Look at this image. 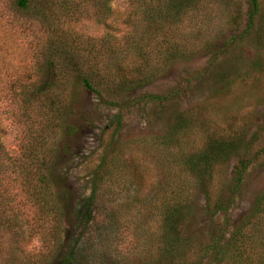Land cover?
Returning a JSON list of instances; mask_svg holds the SVG:
<instances>
[{
	"label": "rangeland",
	"instance_id": "obj_1",
	"mask_svg": "<svg viewBox=\"0 0 264 264\" xmlns=\"http://www.w3.org/2000/svg\"><path fill=\"white\" fill-rule=\"evenodd\" d=\"M257 1L247 29L248 0H203L198 11L188 15L183 31L191 30L199 44L215 40L213 50L167 64L144 87L123 97L114 94L117 106H107L77 89L69 76H74L76 64L78 70L83 66L91 45L100 46V51L111 44L125 50L126 35L140 38L146 26L143 18L133 26L123 23L127 0H111L107 16L99 0L66 13L54 12L57 0H46L52 12L48 19L23 12L14 0H0V142L17 162L30 147L35 152L48 146L52 150L43 172L55 174L61 190L69 192L72 207L65 209L61 201L59 207L68 210L75 242L71 246L81 264H217L218 258L214 261L202 250L216 239L215 250H224L238 227L245 235L254 233V242L264 243V209L253 211L264 191V0ZM62 37L65 45L78 44L74 55L58 51ZM153 43L156 46L155 38L150 46ZM129 60L122 63L124 74L136 76L135 68L140 71L143 65ZM150 63L160 64L156 59ZM48 64L53 65V84L45 94L33 97V87L49 75ZM143 93L169 98L136 100ZM178 116L187 128L170 145L165 138L178 124ZM62 125L76 126L77 131L66 137ZM230 136L240 145L226 151L229 156L221 158L226 160L222 166L201 172L200 179L180 166L183 155L205 152L212 138L227 141ZM103 157L106 167L95 183L93 174ZM242 160L239 188L229 196L230 171ZM1 163L8 169L1 172L0 189L18 191L16 167ZM175 190L184 209L169 229L165 210L173 203ZM91 192L90 213L78 219ZM214 199L223 202L224 211L211 213L208 204ZM23 206L34 211L26 200ZM40 230V235H26L25 250L42 254L50 250L42 241L46 228ZM174 237L178 238L174 247H187L182 261L157 253L169 249Z\"/></svg>",
	"mask_w": 264,
	"mask_h": 264
},
{
	"label": "trees",
	"instance_id": "obj_2",
	"mask_svg": "<svg viewBox=\"0 0 264 264\" xmlns=\"http://www.w3.org/2000/svg\"><path fill=\"white\" fill-rule=\"evenodd\" d=\"M99 1H101L103 10L107 16L110 12L108 4L111 0ZM202 1L127 0L129 9L123 23L127 26H133L134 22H138L143 18L142 21H144L146 26L144 31L139 33L140 38L138 34L136 37L135 35H126L124 37L125 43L127 44L125 50H120L117 45L111 44L104 51H100V46L91 45L85 54L83 66L80 70H78L77 64L75 63L76 68L71 72L75 74L74 76H69V82L77 87V89L92 93L97 100L105 103L104 105L117 106L113 99L114 94L118 93L119 96L123 97L130 91L144 87L152 79H155L169 63H175L182 59L188 60L191 58V55L202 53L203 51L209 53L214 48L213 43L215 40H204L199 44L191 36V30L189 33L183 31L186 29V21L189 20L188 15H194L198 11V7ZM14 2L18 9L30 15H37L41 19H48V16H52V12L48 7L50 4H47L46 0H14ZM56 3L59 5L54 12H65L66 10H75L74 6L86 5L89 3V0H57ZM248 3L249 9L246 17L247 29L252 25L254 16L256 15L258 1L248 0ZM137 14H140L141 17L137 18ZM151 28H154V30H150ZM154 38L156 46H154V43L153 46H150ZM191 39L195 44L194 42H188ZM60 41L62 43L56 47L59 49L58 51L71 55L77 52L78 44L76 42H73L72 45H65L63 37ZM59 57H62L65 61L70 60V56L65 58L60 54ZM127 59H130L128 62L130 64L140 62L143 65L140 71L135 68L136 72L134 75L136 76L127 77L125 75L126 73L123 70L122 63ZM154 59L158 60L160 64L156 66L152 65L150 62ZM52 66V64H48L49 75L40 86L33 87L30 93L31 96L37 97L38 94H45L50 85L53 84L55 73H53ZM167 97L169 98V96L143 93L136 100L158 102ZM121 101L120 99V103L124 100ZM177 118L178 124L173 127L172 131L165 138V142L170 145H173V140L187 128L186 125H182V117L178 116ZM61 129L66 137L73 135L77 131L76 126L70 127L69 125H62ZM227 139L225 141L223 139L212 138L208 142L205 152L203 149L202 152L199 151L183 155V158L178 161L180 166L193 177L200 179L201 172H209L211 169L218 168L226 162L225 159L221 160V158H227L229 156L228 154L226 156V153L230 152H226L228 149L232 150L240 145L239 140L235 136H230ZM48 148L49 146L46 150L41 149L35 152V148L31 149L30 147L26 156H23L17 162L8 156L0 142V176L2 171L4 172L8 169L1 163L6 162L8 165L16 167L15 169L18 171L17 182L19 185L17 188L18 191L14 193L0 189V264L82 263L81 257L75 253L74 247L71 246L75 242L73 240L74 233L71 232L72 224L68 220V210L65 212L59 207L60 201L65 204V209L72 207L69 204L70 201H68L69 192L65 193V191L61 190L60 182L57 180L55 174L43 172L45 164L47 163V156L53 153L52 150L49 152ZM220 152H224V154L219 155ZM105 160V157L100 160L94 172L96 175L94 176L93 174L95 183L101 180L97 174L101 172L103 167H106ZM243 161H240L238 166L237 163L232 166V170L230 171L232 188L229 189V196L233 195V192H237L236 190L239 188L238 186L244 171L245 162ZM197 183L199 185V181ZM2 184V180L0 179V185ZM201 185L202 189L206 188V185L202 181ZM176 192V190L172 191L173 203L165 210V223L169 229L173 227L176 216H179V214L182 216L181 211L184 209L183 200L181 198H175ZM203 193L206 198V203H208L207 190L204 189ZM15 197H18V202L22 200L23 204L26 200L30 203V208L34 209V211L29 213L23 204L15 202ZM214 200L216 201L208 204L211 213L224 211L220 204H223V202L219 199ZM91 203L92 192L91 196L84 201L83 209L78 211V219L86 218L89 215ZM258 208L264 209V191L256 201V205H254L253 211L255 214ZM41 228H46L42 234L44 237L42 241L48 242L47 245H49L50 250L46 254L33 253L30 250H25L22 245L23 239L30 235H40ZM256 238L254 233L245 235L241 228L238 227L225 242L224 250L221 248L218 251L215 250V246H218V240L216 239L210 246L204 248L201 254H210L214 261L218 258L216 261L217 264H224L227 261L238 264H264V243L254 242ZM176 240L178 238L174 237L169 244V249L164 248L165 250H162L161 248L159 251L157 250V253L161 257L172 260L175 257L180 258L182 261L184 256L188 254V250L187 247H174ZM172 248H174L173 252L171 251ZM180 259L178 260L180 261ZM180 264H190V262L183 261Z\"/></svg>",
	"mask_w": 264,
	"mask_h": 264
}]
</instances>
